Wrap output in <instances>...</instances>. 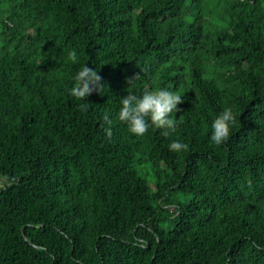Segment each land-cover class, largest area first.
Here are the masks:
<instances>
[{
  "label": "trees",
  "instance_id": "16d2710c",
  "mask_svg": "<svg viewBox=\"0 0 264 264\" xmlns=\"http://www.w3.org/2000/svg\"><path fill=\"white\" fill-rule=\"evenodd\" d=\"M159 87L175 131L129 133ZM0 264H264V0H0Z\"/></svg>",
  "mask_w": 264,
  "mask_h": 264
},
{
  "label": "clouds",
  "instance_id": "9594fccd",
  "mask_svg": "<svg viewBox=\"0 0 264 264\" xmlns=\"http://www.w3.org/2000/svg\"><path fill=\"white\" fill-rule=\"evenodd\" d=\"M72 81L71 86L67 88V94L81 101L94 90L99 92L104 87L100 83L101 77L97 68L89 67L87 63L79 67ZM183 99L184 95L167 87H159L155 90L145 89L140 94L128 91L126 95L120 97L117 118L124 122L127 131L135 136L144 135L150 127L161 129L167 136L177 127V121L173 115L178 110V103ZM79 106L81 110H86L88 107L86 103H81ZM234 122L235 116L232 109L225 107L211 122L209 140L215 145L226 142ZM105 132L108 137L112 134L111 128L105 129ZM187 146L188 142L179 136L173 138L168 144L169 150H182Z\"/></svg>",
  "mask_w": 264,
  "mask_h": 264
}]
</instances>
